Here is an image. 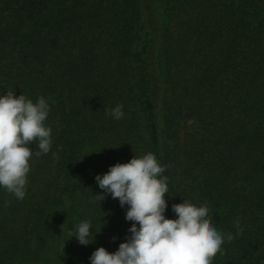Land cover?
<instances>
[{"label": "trees", "instance_id": "16d2710c", "mask_svg": "<svg viewBox=\"0 0 264 264\" xmlns=\"http://www.w3.org/2000/svg\"><path fill=\"white\" fill-rule=\"evenodd\" d=\"M6 90L48 99L53 142L31 145L23 200L0 188V264L115 251L127 206L99 204L94 177L149 151L166 166V217L206 204L233 234L213 264H264V0H0ZM117 104L120 120L106 115ZM84 219L99 231L87 246L67 239Z\"/></svg>", "mask_w": 264, "mask_h": 264}, {"label": "clouds", "instance_id": "9594fccd", "mask_svg": "<svg viewBox=\"0 0 264 264\" xmlns=\"http://www.w3.org/2000/svg\"><path fill=\"white\" fill-rule=\"evenodd\" d=\"M50 104L44 96L35 100L14 90L0 94V188L12 193L18 200L26 196L31 145L46 155L52 147V129L46 124ZM106 115L115 120L124 116L123 105L106 109ZM153 152L133 156L127 162L110 165L107 172L94 177L102 191L96 193L99 204L106 195L117 199L130 221L129 235L109 252L97 247L89 256L90 264H213L223 244L234 239L232 233L219 230L206 204H193L185 199L173 204L175 218H168L165 194L169 193L168 178ZM237 234L242 231L239 221ZM100 230V229H99ZM90 219L81 220L70 230L68 238L75 237L87 246L95 233Z\"/></svg>", "mask_w": 264, "mask_h": 264}]
</instances>
